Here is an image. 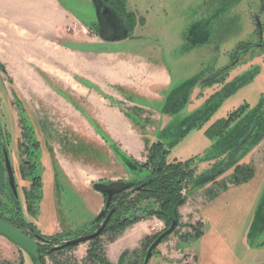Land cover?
Wrapping results in <instances>:
<instances>
[{"label":"rangeland","instance_id":"obj_1","mask_svg":"<svg viewBox=\"0 0 264 264\" xmlns=\"http://www.w3.org/2000/svg\"><path fill=\"white\" fill-rule=\"evenodd\" d=\"M4 1L7 0L1 3ZM43 1L49 5L51 14L42 16L41 13L31 20L21 12L26 3L0 5V128L10 140L23 216L28 215V208L36 209L29 217L42 235H69L59 245L43 247L54 249L92 233L96 205L98 201L102 204L104 200L103 206L106 202L94 190V184L150 178V171L142 166L150 161L152 146L163 143L165 147L173 144L168 163L180 159L190 162L188 168L194 173L183 186L186 203L179 209L180 225L154 251L149 264H264V131L262 134L259 130L242 151L234 153L235 164L228 155L232 151L223 156L222 165L228 167L218 181L201 187L197 184L219 163L210 157L215 154V147L204 131L228 113L235 111L233 117L236 111L249 108L245 111L248 113L264 97V48H255L260 40L255 16L260 15L264 22V0H125L128 10L144 22L136 24L135 29L138 28L131 38L124 34L123 40L141 41L132 46V53L136 55L163 59L171 70L175 82L172 94L176 97L167 98L162 112L156 101L137 96L135 92L111 89L113 99L85 79L77 78V81L90 95H99L111 106L131 111L129 117L141 126L145 136L143 161L127 156L101 130L97 120H92V105L87 100L90 95L81 98L71 93L63 83L53 81L33 64L36 57L31 47L39 49L45 45L57 49L59 41L70 43L75 38L85 44L101 42L95 5L91 0ZM43 1L36 0L35 4L43 8ZM38 27H47L48 39ZM12 47L13 58H17L12 69L20 70L17 76H12L11 65L5 61ZM239 47H249L248 52L239 51ZM237 55L240 61L230 68L228 79L218 74L219 81L226 80L227 85L258 72L233 93L213 99L211 106L216 111L202 128L186 130L191 125L187 118L201 109L210 95L221 91L222 86L204 88L200 81L199 85L197 82L190 87L184 86L185 83L214 75L232 65ZM133 82L140 81L133 77ZM191 89L197 90L194 99L185 97V91ZM262 108L261 116L264 105ZM237 120L229 128L233 136L244 126V120ZM31 134L40 146L34 173L41 177L40 189L33 185L34 179L26 164L35 162L28 153L32 148ZM59 158L67 161L99 158L96 171L85 176L93 190L81 192L72 186L63 175L59 161L55 162ZM129 163L137 170L129 169ZM140 207L145 212L143 219L122 233L116 235L110 228L95 243L46 253L43 264H98L89 258L94 246H99L110 264H144L150 246L171 225L168 227L167 221L156 213L149 215L158 208L154 200L142 201ZM199 233L202 236L197 239ZM5 239L0 235V264H34L27 253ZM110 245L111 259L108 257Z\"/></svg>","mask_w":264,"mask_h":264},{"label":"crops","instance_id":"obj_2","mask_svg":"<svg viewBox=\"0 0 264 264\" xmlns=\"http://www.w3.org/2000/svg\"><path fill=\"white\" fill-rule=\"evenodd\" d=\"M1 2L2 0H0V5L4 2H12V4H16V2L26 3L25 6L22 5L24 7L21 12L29 20L40 17L42 14V16L51 14V9L49 5L46 6L45 1H43L45 3L43 8L37 7L36 0H7ZM31 5L34 6L30 8ZM38 29L43 31L45 39L49 38L50 33L47 27H38ZM75 30L77 31V29ZM134 36H136V33ZM137 42L141 41L127 39L118 43H103L101 41L86 44L79 38L73 39L70 43L59 41L60 46L57 49L45 45L39 49L31 47L34 49L33 56L36 57L33 64L49 75L53 81L63 83L66 90L81 98H84V96L89 97L90 91L82 87L77 78L85 79L113 99L111 89L135 92L137 96L156 101L158 106L162 107L163 112L166 100L175 86L171 70L162 58L151 59L147 55L145 57L143 54L136 55L132 53V46ZM13 57H15V52H13L12 47L6 55L8 60H5L11 65V69H14L13 61L17 59ZM27 60L28 63H31L29 58ZM13 69L12 76L15 74L17 76V71L20 72V70L17 68L18 70L13 71ZM133 77L138 78L140 82L134 83ZM36 78V75L32 77V81L35 82ZM87 100L92 105L91 112L94 118L92 120H97L101 130L114 143H117L127 156L137 161H143L146 146L145 136L141 132V126L129 117L131 111H127L122 106H111L106 99L99 95H90ZM58 161L63 175L71 182L72 186L79 191L81 190V192L93 190L85 180V176H89V174L96 171V167L100 164L99 158H75L71 161L59 158L55 160L57 163ZM180 161L183 160L180 159ZM103 203L104 200L102 204H99L98 201L94 217L102 210ZM140 236L142 237V234ZM108 248V257L111 259L109 255L111 245Z\"/></svg>","mask_w":264,"mask_h":264},{"label":"flooded vegetation","instance_id":"obj_3","mask_svg":"<svg viewBox=\"0 0 264 264\" xmlns=\"http://www.w3.org/2000/svg\"><path fill=\"white\" fill-rule=\"evenodd\" d=\"M105 5L112 10V15L110 17V20H111L112 23H116L119 36L123 37V35L125 34L128 38L129 37L131 38L133 36V34H134L135 28L130 33H128L127 29H126L127 22H124V27L121 26V23L119 21V17L116 14L113 13V1L112 0L111 1L110 0H106L105 1ZM95 7H96V5H95ZM128 12H130V11L128 10ZM131 13H134V12H131ZM96 18H97V15H96ZM136 18H137V23H141V25H142L143 22H144V19L141 18V17L140 18L137 17V15H136ZM255 22H256L257 35H258V37H260L259 43L256 44L255 48H264V41H263L264 22L260 19V15H256L255 16ZM99 29L100 28L98 26V31H99ZM248 49H249V47L248 48H243V49H240V47H239V51L242 50L241 52H244V53L248 52ZM239 61H240V59H239V57L237 55V56H235L234 62H233L232 65L221 69V71H218L217 73H214V75L210 74L211 76L208 75L205 78L197 77V78L193 79V80H196L198 82V85L202 82L200 85H203L204 88H212V87H216V86H219V85L222 86V88L220 89L221 91H218L217 93H214L213 95H210V97L207 99V101L205 102L203 107L201 109L197 110L196 112L192 113L191 116L189 118H187V120L191 121L190 122L191 125L186 130L190 131L193 128H202L203 127V123L209 122L212 119L213 114L216 111V108L214 109L211 106L212 100L217 98V97L223 98L226 95H229V94L233 93L236 89H238L239 87L245 85L250 79L253 78V75H255L258 72V71L251 72L248 76H245L244 78H241V79H236L235 81L227 83V85H225L226 80H225V83L223 81H219L218 80L219 75H225V77L228 79L230 68L232 66L238 64ZM212 78L217 79L219 82L215 83L212 86L206 85V83H208ZM193 80H191V81H193ZM192 90L193 89L185 91L187 93V95L185 94V97L187 96V98L194 99L193 98L194 97V93L197 90H195V89H194L195 91L194 90L192 91ZM172 92H171L170 96H171L172 99H174V97H176V96H174L172 94ZM176 95L178 96V94H176ZM200 95H198L196 98H199ZM263 105H264V97H261V102H260L259 105H257V107L255 109L248 110V113H245V111H246V109H249V108H245L244 110H241V111H236L237 114L233 115V117H231V115L235 111L233 113H230V114L228 113L227 117L217 120L215 123L211 124L207 128V130L204 131L205 132V136L208 139H210L211 141H213V143H214L213 146H212L213 149L215 147V154L213 156L211 155L210 157H214L215 160H216L215 162L219 161V163H217L215 167H212L208 171V173H206L207 175H205L204 177L200 178V181L197 183L199 185L198 187L204 186L205 184H208L210 182L215 183L216 181H218L220 176H222V174L224 173V171L227 170V167H228V165H226V167L222 165V162H223L222 160H224L223 156L228 154L229 151H232L228 155L231 158V163L235 164L237 162V160H234V157L236 156L235 152L238 151V150H239V152H240V150L242 151V148L245 145H247L254 136L258 135V133H259L258 131L259 130H260V133H262L264 131V115L261 116V113H260L261 110L263 109L262 108ZM229 118L232 119L230 124H229V126L226 129H224L223 133L220 136L217 135L216 132L219 131L218 130L219 128L218 127H214V126L219 121L227 120ZM236 118L238 120H242V121L244 120L243 121L244 126L242 127V130L239 131V134L233 133L234 134V136H233V135H231V133H230L231 131H230L229 128L231 127V125H233L236 122V120H237ZM253 122H254V124H252ZM248 128H249V131L246 132L248 130ZM186 130H185L184 133H186ZM209 131H213L215 136H213V137L207 136L206 132H209ZM244 133H245V136L242 137V135ZM30 136H32V137H29L30 138L29 141L31 142V147L32 148H31L30 151H28V153H29V155L32 158L33 157L35 158V162H29L28 161V162H26V164L29 167L30 175L34 179L33 185L36 186L37 178H40V184H41V177L39 175H34V173H35V171L37 170V167H38V162H37V159H36L37 158L36 153H37L38 149L40 148V146L38 144V141L34 140V137H35L34 134H31ZM171 152H172V149H171ZM211 154H212V152H211ZM6 156L9 157V160L11 162V165H12V168H13V171H14V174H15V181H16V185H17L18 198L15 197V195H14V193H13L11 187H10L9 174H8V170H7V166H6V158H5ZM205 158H207V157H205ZM205 158H203V159H205ZM191 159H193V158H191ZM180 162H182V161H180ZM0 169H1V179H2V184H1V187H0V197H1V200H0V219L6 221L7 223L11 224L15 228L19 229L23 233H25L28 236H30L35 242H37V244L49 245V244L44 243L43 241H41L39 238H37L36 234H34L31 229H29V228H27V229L18 228V226H27L29 224H32V225L36 226L35 223H33V221H30V217H29V215L32 214L31 211L33 210V213H34L36 211V209L28 208V210H27L28 211V215H26V213H25L24 216H23V211L24 210L22 209V205H21V196H20V193H19V187H18V183H17V176H16V171H15V168H14V162H13L12 153H11L10 140H8L6 138V136L3 134V129H1V128H0ZM210 177H214V178L212 180L208 181V182H205ZM142 181L143 180H139L138 179V180L133 181V182L137 183V186H140V185L143 184V183H141ZM129 191H134V189H131ZM126 192H128V191H126ZM138 192H140V191H138ZM181 194H183V190H182ZM5 201H7V203H4ZM104 207H105V205L103 206L102 210L97 215V217L91 221L92 227L94 226L95 230L92 233L88 234V235L94 234L95 232H97L101 228V226L104 224L107 216L109 215V213L113 209L112 205H111L110 208L107 210L105 217H103L102 219L99 220V216L101 215ZM112 218H111V220H112ZM111 220L108 223L106 229L111 224ZM179 221H180V219H179ZM179 225L180 224H178V227H179ZM106 229H105V231H106ZM40 235L44 236L41 233H40ZM88 235H84V236H88ZM81 237H83V236H81ZM61 246L55 247L54 251H55L56 248L61 247ZM29 257L32 259L33 263L35 264L36 261L31 256H29Z\"/></svg>","mask_w":264,"mask_h":264},{"label":"trees","instance_id":"obj_4","mask_svg":"<svg viewBox=\"0 0 264 264\" xmlns=\"http://www.w3.org/2000/svg\"><path fill=\"white\" fill-rule=\"evenodd\" d=\"M111 1V0H110ZM113 1V13L119 17L121 26L124 27V22H127V32L130 33L137 24L136 14L128 12L125 0H112ZM123 23V24H122ZM126 31V30H125ZM124 37H121L123 40ZM219 82L217 79L212 78L206 85L212 86ZM197 83L196 80L189 81L185 83L184 86L194 87ZM232 119L221 120L214 127H218L219 131L216 132L217 135H221L226 129ZM209 137L215 136L213 131L206 132ZM173 144L169 147H165L163 143H156L152 146L150 161L142 166V169L149 170L151 177L143 180L141 183H147V185L140 191H128L115 197L112 201V208H116V212L113 215L111 224L106 229L108 231L111 228L116 235L122 233L128 226L138 222L143 219L145 212L140 207L142 201L154 200L158 208L155 212L150 211L149 215L156 213L161 219H164L168 223V227L172 222L178 218L180 219L179 209L186 203V197H184L181 192L185 184V180L193 176L194 171L190 170L188 167L190 162H180L173 161L171 163L167 162V157L171 154V149ZM115 151L119 152V149ZM36 186L40 189V178L36 180ZM147 215V214H146ZM22 229H31L37 238H39L44 243L50 245H59L62 239L69 235H55V236H41L40 232L37 230L36 226L29 224L27 226H18ZM105 231V232H106ZM104 232V233H105ZM103 233V234H104ZM80 236V235H79ZM202 236L199 233L196 237L197 239ZM98 237L97 239H99ZM168 238V237H167ZM95 239L92 242H96ZM166 239V238H165ZM39 245V255L41 263L44 262V256L46 253L53 254L55 252H62L63 250L54 251L51 246ZM71 248V247H70ZM69 249V248H68ZM94 251L92 255L90 253L89 258L93 261H98V264H110L107 259H105L104 254L100 251L99 246H94ZM49 250V251H48ZM100 251V252H99Z\"/></svg>","mask_w":264,"mask_h":264},{"label":"water","instance_id":"obj_5","mask_svg":"<svg viewBox=\"0 0 264 264\" xmlns=\"http://www.w3.org/2000/svg\"><path fill=\"white\" fill-rule=\"evenodd\" d=\"M91 1L93 2V4L96 5L97 25L100 28L98 31V36L101 39V41L103 43L120 42L121 37L118 34L117 25L116 23H112L110 20V17L112 15V10L105 5L106 0H91ZM5 158H6V166L9 174L10 187L15 197L18 198L15 174L11 162L9 160V157L6 156ZM128 167L133 171L137 170V167L132 165L131 163L128 164ZM213 178L214 177H210L205 182H208ZM1 184H2V179H1V169H0V187ZM146 185L147 183H143L142 185L137 186V183L132 181L131 182L118 181L109 184H105V183L94 184L93 187L94 190L106 199L105 207L101 215L99 216V220L105 217L106 212L110 208L112 201L115 197L131 189H134V192L141 191ZM115 212H116V208H113L109 213V215L107 216L104 224L94 234L68 241L61 247L56 248L55 251L63 250L70 247H76L81 244H85L97 239L103 234ZM178 224H179V219L176 218L172 222L171 226L166 231H164L159 235L156 241L150 246L144 264L150 263L154 251L158 248V246L161 245V243L165 238L171 236L176 231V229L178 228ZM0 235H2L11 243H13L20 250L31 256L36 261L35 264H41L40 255H39V245L30 236L23 233L22 231H20L19 229L15 228L14 226H12L11 224L7 223L2 219H0Z\"/></svg>","mask_w":264,"mask_h":264}]
</instances>
